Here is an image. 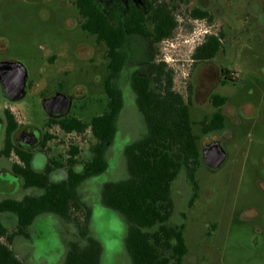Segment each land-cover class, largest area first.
Masks as SVG:
<instances>
[{"label":"rangeland","instance_id":"1","mask_svg":"<svg viewBox=\"0 0 264 264\" xmlns=\"http://www.w3.org/2000/svg\"><path fill=\"white\" fill-rule=\"evenodd\" d=\"M96 1L112 21L132 9L145 10L144 0ZM160 1L172 11L177 27L170 39L155 46L143 38L128 43L129 62L118 81L124 108L117 119L120 135L116 145L123 147L145 133L129 79L135 71L148 74V61L153 55L156 62L164 61L173 70L176 92L186 98L191 91L194 102L189 115L192 132L198 139L202 136L201 122L208 119L198 108L206 103L219 70L226 72L231 91L227 101L234 107L245 105V116L236 115L238 124L227 123L234 139L224 143L226 159L222 165L214 171L204 165L197 167L199 192L192 210L187 208L186 176L183 170L179 173L172 186L175 207L169 222L183 226L187 250L196 255L197 264H264V238L243 223L237 211V204L258 202L262 207L264 203V0ZM195 8L205 10L210 19L191 18ZM81 23L71 0H0V37L7 40L2 41L8 46L6 57L19 61L28 71L24 98L11 103L18 121L44 132L49 117L42 102L56 93L76 92L83 96L73 102L69 113L83 123L89 124L106 110L102 86L107 74L105 47L98 46L93 36L82 31ZM210 35H221V51L210 61L193 62L194 49ZM89 52L92 59L87 58ZM87 135L64 141L75 142L82 154L89 149ZM205 142L202 139L197 144ZM113 156L110 149L108 158ZM113 166L106 177L108 181L127 177L124 158L119 153ZM62 174L55 171L58 178ZM85 189L86 185L79 189V197L91 209V202L98 200L99 187L92 182L86 196ZM96 206L92 225L89 222V235L102 246L101 264H130L124 247V220L98 203ZM36 228L39 236L33 264H46L62 240L66 243L76 240L77 229L70 224L68 235L62 233L63 226L50 218L43 219ZM193 261L187 257L183 263Z\"/></svg>","mask_w":264,"mask_h":264},{"label":"trees","instance_id":"2","mask_svg":"<svg viewBox=\"0 0 264 264\" xmlns=\"http://www.w3.org/2000/svg\"><path fill=\"white\" fill-rule=\"evenodd\" d=\"M144 12L132 9L126 16L113 21L96 0H71L82 19L81 30L105 47L107 75L103 90L107 98L106 110L89 124L78 119L60 121L48 119L47 126H59L66 132L89 134L95 145L91 158L81 172L67 165L68 179L52 183L49 174L56 167L49 166L44 175L31 173L28 184L42 190L40 197H30L26 205L13 207L23 226L30 224L38 212L53 213L76 226L78 239L68 244L63 264H100L102 246L89 235L90 207L80 200L78 187L86 179L101 175L107 168L105 152L115 137L117 117L123 107L122 92L118 86L122 70L129 62L126 50L134 38H143L152 46L168 40L177 23L167 4L160 0H144ZM191 18L209 20V14L195 8ZM221 36V35H220ZM206 36L192 54L197 62L212 60L222 48L221 37ZM149 73L135 71L129 85L140 112L144 135L127 145L123 154L127 177L102 187L100 204L118 214L127 226L124 247L130 264H184L187 252L183 226L170 224L174 213L172 186L183 170L186 178L195 184V173L200 165L198 138L192 132L186 100L174 90L173 70L164 61L150 57ZM225 98L215 99L219 106ZM223 127V118L216 113L201 122L202 132ZM79 154L76 149L72 155ZM0 264H21L11 251L0 246Z\"/></svg>","mask_w":264,"mask_h":264},{"label":"flooded vegetation","instance_id":"3","mask_svg":"<svg viewBox=\"0 0 264 264\" xmlns=\"http://www.w3.org/2000/svg\"><path fill=\"white\" fill-rule=\"evenodd\" d=\"M4 40H6L4 37H0V66H7L0 69V73H3V76L2 74L0 76V246L6 248L8 251H11L15 258L20 261L21 264H33V262H35L37 258L35 252L37 249L36 239H38L39 232L37 231L36 225L39 222H41L43 219L45 220L46 218L53 219L55 222H57L59 226H63V229L61 231L66 235H68L69 233L66 229L69 224L75 229L76 226L73 223L64 221L60 216L56 214L47 212H38L34 216L30 224L23 226L20 223L19 217L16 212L13 211V207L23 204V206L26 205V212H28L29 207L27 206V199L30 197H40L42 195V190L40 188L31 187L28 184L31 173H33L34 175L41 176L45 174V171L49 166H56L49 174L50 182H52L51 175L55 171L59 170L63 172L61 178L58 182L52 183H60L66 181L68 179L67 165H72V168L75 172H81L83 165H85V163L90 160V149L93 145H95L96 142L94 138L89 134V131L85 132L84 134H88L87 141L89 143V149L87 152L85 151L84 153L80 154L79 147L75 142H70L68 140L64 141V139L70 137V139H74L84 134H78L74 131L66 132L62 130L59 126H47V124L45 126V131L40 132L35 128L29 127L28 125H25L22 122L18 121L13 111V108L11 107V103L20 101L24 98L28 86V71L26 67L19 61L6 57L8 52V46H4V44L2 43V41ZM96 44L98 46L101 45L97 42ZM87 58L92 59L93 54L89 52ZM193 62L201 63L194 60ZM16 63H19L24 68V70H26L25 72L27 74V80L25 82V94L23 97L18 99H16L17 97H19L17 89L21 85L22 70L19 69L20 67H15L13 65ZM11 64L13 66H11ZM15 73H18L17 75H19L16 81ZM4 74H7V77H12V80H10V78H6L4 81ZM218 74L219 77L214 83V87L210 90L209 94L207 95L206 103L198 108L206 113V116L204 117H208V122L211 118H213L216 113H219L223 118L222 128L210 129L205 133L202 132L201 138L198 139V141L202 139L207 140V142L203 144H198L200 165L204 166V147L212 142H218L221 148L224 150V143L233 141L234 139V135L231 129L227 126V123L230 122L231 124H238L239 120L236 118V115L240 114L241 116H243L244 114L245 116V105L241 107H234L227 101V97L231 93V91L228 89L229 87L227 86L228 81L230 79L229 76H227V73L223 70H219ZM106 75L107 74H105L103 77L102 85ZM62 94L66 95L69 98V100L71 101V107L74 101H77L83 97L81 94H77L76 92H73L71 94ZM189 94L190 95H187L186 100H190V106H193L194 101L190 98L191 91H189ZM53 96H55V94L51 95L50 97ZM217 97L225 98V102L219 106H216L214 104V101L215 99H217ZM123 108L124 104L121 111L123 110ZM74 118V116H69L68 114L67 116L62 117L60 119L52 120L60 121L65 119L69 121ZM55 128L56 131L53 132V129ZM119 135L120 131L117 129L112 143L107 146L105 152V159L107 162L106 170L99 176H94L86 179L78 187L79 193V189H82V187L86 185L85 191L83 190V193L86 196V190L87 188H89V185L94 181L98 184V200L96 202H91V212H94V210L96 209V203H98L99 206L103 207L100 204V197L103 185L108 182H116L108 181L106 178L111 174L114 169L113 161L114 159H116L118 153L121 155V157L123 156L124 158V148L132 143L131 142L125 144L123 147L120 144L116 145ZM91 141H93V143ZM76 149L79 150V154L72 155ZM110 149H112L114 152L113 159L108 158V151H110ZM42 165H44V167H42ZM207 169L210 171H214L209 168ZM186 181L187 185L185 186V190L189 191V196L187 199V208L189 210H192L195 208L196 202L198 200L199 185L196 179L195 184L191 183L187 178ZM257 185L259 186V184ZM84 199H86V197ZM237 209L243 223L251 227L256 235H261L264 238V203L262 207L261 204L258 202L245 203L242 205L237 204ZM90 222L92 225V214ZM59 235H61V233H59ZM77 239L78 233L76 234V240ZM72 241H68L64 249L62 242L60 248H58V251L56 253L50 254L52 256L47 259L45 263L63 264L68 251V244ZM254 244L257 245V243ZM19 251L21 252L19 253ZM187 257H190L194 260L192 264H197L196 255L194 253L188 252L187 250L183 257V261L186 260Z\"/></svg>","mask_w":264,"mask_h":264},{"label":"water","instance_id":"4","mask_svg":"<svg viewBox=\"0 0 264 264\" xmlns=\"http://www.w3.org/2000/svg\"><path fill=\"white\" fill-rule=\"evenodd\" d=\"M13 65L15 67H20L19 69L22 70L21 85L17 89L19 93V97H17L16 99H18V98L23 97L25 94V82L27 80V74L25 72L26 70H24V68L19 63L13 64ZM13 65L11 64V66ZM4 67H7V66L1 65L0 69ZM1 74L3 76V73H0V76ZM17 74L18 73H15L16 75L15 81L17 80L19 76ZM3 78H4V81L6 78H10V80H12V77L10 76L7 77V74H4ZM42 107H43L44 112L50 119H60L69 114L70 108H71V101L66 95L62 93H57L53 97L44 99L42 102ZM203 156H204L203 162L205 166L211 170L218 169L226 159V154L218 142H212L206 145L203 150Z\"/></svg>","mask_w":264,"mask_h":264},{"label":"crops","instance_id":"5","mask_svg":"<svg viewBox=\"0 0 264 264\" xmlns=\"http://www.w3.org/2000/svg\"><path fill=\"white\" fill-rule=\"evenodd\" d=\"M32 166H34V165H32ZM42 167H44V165H42ZM61 178V176H59V178L57 177V175H55V172L51 175V181L52 182H58L59 181V179ZM68 227H66V229H67ZM67 231H68V229H67ZM63 241V249L65 248V246H66V242H64V240H62ZM21 251H19V253H20ZM26 264V263H25ZM28 264V263H27Z\"/></svg>","mask_w":264,"mask_h":264}]
</instances>
